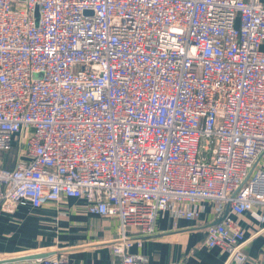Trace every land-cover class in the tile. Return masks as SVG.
Wrapping results in <instances>:
<instances>
[{"label":"built area","instance_id":"built-area-1","mask_svg":"<svg viewBox=\"0 0 264 264\" xmlns=\"http://www.w3.org/2000/svg\"><path fill=\"white\" fill-rule=\"evenodd\" d=\"M0 209L63 197L119 220V264L161 213L250 258L264 224V0H0ZM61 264V257L40 258Z\"/></svg>","mask_w":264,"mask_h":264},{"label":"crops","instance_id":"crops-1","mask_svg":"<svg viewBox=\"0 0 264 264\" xmlns=\"http://www.w3.org/2000/svg\"><path fill=\"white\" fill-rule=\"evenodd\" d=\"M10 155L0 164L13 166ZM198 219L161 213L153 236L134 243L132 252L145 254L153 264H223L229 254L206 243L205 223L217 220L215 203L205 201ZM246 229L244 264H264V224L248 214L239 217ZM119 220L89 211L85 199L63 197L40 207L19 204L13 211L0 209V264H43L42 257H61V264H119L113 254ZM50 254L22 258L27 254Z\"/></svg>","mask_w":264,"mask_h":264},{"label":"water","instance_id":"water-1","mask_svg":"<svg viewBox=\"0 0 264 264\" xmlns=\"http://www.w3.org/2000/svg\"><path fill=\"white\" fill-rule=\"evenodd\" d=\"M46 255H50V254H41V253H38V254H27V255L22 256V258H35V257L46 256Z\"/></svg>","mask_w":264,"mask_h":264}]
</instances>
